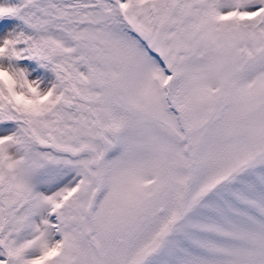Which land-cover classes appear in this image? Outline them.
<instances>
[{"label":"snow or ice","instance_id":"snow-or-ice-1","mask_svg":"<svg viewBox=\"0 0 264 264\" xmlns=\"http://www.w3.org/2000/svg\"><path fill=\"white\" fill-rule=\"evenodd\" d=\"M0 264H264V0H0Z\"/></svg>","mask_w":264,"mask_h":264}]
</instances>
